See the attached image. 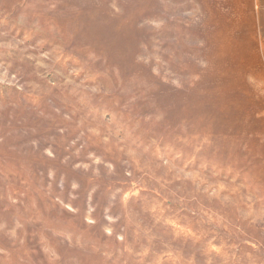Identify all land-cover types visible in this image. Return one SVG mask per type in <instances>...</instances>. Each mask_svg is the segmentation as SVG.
Here are the masks:
<instances>
[{
  "label": "rangeland",
  "instance_id": "obj_1",
  "mask_svg": "<svg viewBox=\"0 0 264 264\" xmlns=\"http://www.w3.org/2000/svg\"><path fill=\"white\" fill-rule=\"evenodd\" d=\"M0 264H264V0H0Z\"/></svg>",
  "mask_w": 264,
  "mask_h": 264
}]
</instances>
